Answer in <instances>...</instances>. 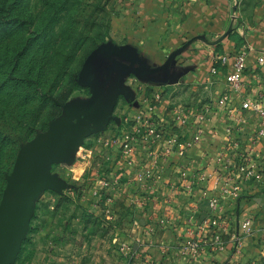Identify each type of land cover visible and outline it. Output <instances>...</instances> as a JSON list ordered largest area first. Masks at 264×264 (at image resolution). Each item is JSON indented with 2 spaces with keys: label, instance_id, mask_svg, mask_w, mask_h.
<instances>
[{
  "label": "rangeland",
  "instance_id": "rangeland-1",
  "mask_svg": "<svg viewBox=\"0 0 264 264\" xmlns=\"http://www.w3.org/2000/svg\"><path fill=\"white\" fill-rule=\"evenodd\" d=\"M130 3L10 0L2 7L0 13L11 12L13 18L0 25V203L26 143L50 128L84 123L69 107L71 98L79 90L92 94L83 81L84 66L104 44L124 42L113 37V21L127 14ZM170 85L168 117V109H179L184 117L200 112L217 95L200 84ZM155 94L146 93L152 105L162 96ZM124 96L116 99L101 128L85 122L92 129L88 135L62 141L61 153L21 190V238L11 264L147 263L141 250L145 236L169 224L156 203L149 205L157 190L146 192L163 173L162 154L155 149L160 129L141 108L132 117ZM161 127L162 134L172 135V124ZM146 149L151 150L149 163L144 162ZM170 151L167 146L164 155ZM104 181L111 186H103ZM192 238L190 232L181 246L194 258Z\"/></svg>",
  "mask_w": 264,
  "mask_h": 264
},
{
  "label": "crops",
  "instance_id": "crops-1",
  "mask_svg": "<svg viewBox=\"0 0 264 264\" xmlns=\"http://www.w3.org/2000/svg\"><path fill=\"white\" fill-rule=\"evenodd\" d=\"M112 31L113 37L126 39L104 44L87 61L83 81L93 92L76 91L69 107L83 122L94 125L104 113L110 116L123 94L132 117L141 108L160 129L155 149L162 154L163 173L146 192L157 190L149 205L156 203L169 224L145 236L147 243L141 250L146 264H264V178L246 181L239 199L224 197L216 209L207 201L209 195L221 193L246 153L264 173V138L254 143L257 121L240 106L246 96L264 92V66L257 63V54L264 49V0H131L127 14L115 16ZM240 50H247V66L242 92L233 94L229 102L232 113L217 101L226 90L234 54ZM170 83L200 84L217 95L200 112L184 117L179 109H168V117ZM147 92L148 97L162 96L154 97L158 101L152 105ZM241 114L243 120L238 118ZM165 124H172V135L162 134ZM198 127L202 129L199 142L187 146ZM171 138L176 142L170 143ZM167 146L171 151L164 155ZM144 152V162L149 163L151 150ZM167 204L172 206L168 211ZM219 216L225 217V245L214 250L218 229L211 220ZM248 217L253 219L252 229L242 232L241 224ZM206 218H211L210 224L201 229ZM190 232L203 238V249L194 258L185 255L181 246Z\"/></svg>",
  "mask_w": 264,
  "mask_h": 264
},
{
  "label": "built area",
  "instance_id": "built-area-1",
  "mask_svg": "<svg viewBox=\"0 0 264 264\" xmlns=\"http://www.w3.org/2000/svg\"><path fill=\"white\" fill-rule=\"evenodd\" d=\"M257 63L260 66H264V49L259 51L257 54ZM247 66V50H240L234 54L233 70L227 75V87L223 92L221 97L218 99L217 103L228 109L229 112H232L231 107H229V102L233 94H239L243 89V81L245 69ZM241 108L249 115L251 119L257 121V138L254 139V143H258V138H264V92L259 93L255 97L246 96L242 99L240 103ZM247 116V115H246ZM203 118L202 116L200 117ZM239 120H243L244 114L239 115ZM148 121V120H147ZM148 132V130H146ZM202 135L201 127L196 129V133L193 137V140L187 143V146H193L199 142ZM129 138V136H127ZM176 138H171L172 143L176 142ZM236 173L232 174V177H228L224 184L221 187L220 194H212L207 198L209 207L216 209L221 202V199L224 197H230L231 199H239L243 194V187L246 181L250 179L261 180L264 178L263 169L261 167H256L254 159L251 153H246L242 156L241 161L236 166ZM103 186H111V182L104 181ZM211 218H206L202 222L201 226H209ZM214 223L216 222L217 231L214 234V250L223 249L225 245L223 231L226 230L225 217H214L212 219ZM253 219L251 217L246 218L241 224L242 232H250L253 225ZM241 232L237 233V241L241 242ZM202 236L196 233H193V238L191 239V253L194 257L200 255L203 245H202Z\"/></svg>",
  "mask_w": 264,
  "mask_h": 264
},
{
  "label": "water",
  "instance_id": "water-1",
  "mask_svg": "<svg viewBox=\"0 0 264 264\" xmlns=\"http://www.w3.org/2000/svg\"><path fill=\"white\" fill-rule=\"evenodd\" d=\"M101 105H104L102 99ZM105 119L104 113L100 122L94 124L95 130L101 128ZM91 131L85 122L72 127L50 128L24 145L8 178L0 203V264H11L18 251L21 238L19 218L21 190L36 176L38 168L61 153L62 141H78Z\"/></svg>",
  "mask_w": 264,
  "mask_h": 264
},
{
  "label": "trees",
  "instance_id": "trees-1",
  "mask_svg": "<svg viewBox=\"0 0 264 264\" xmlns=\"http://www.w3.org/2000/svg\"><path fill=\"white\" fill-rule=\"evenodd\" d=\"M10 0H0V11L2 10V7L8 3ZM13 1V0H12ZM11 12H8L7 15H3V13H0V25L5 24L8 19H12V15H10Z\"/></svg>",
  "mask_w": 264,
  "mask_h": 264
}]
</instances>
